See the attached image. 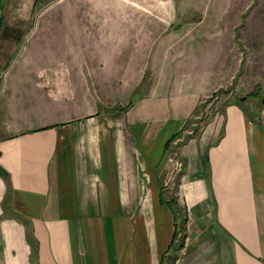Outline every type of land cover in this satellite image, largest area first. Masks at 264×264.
<instances>
[{
    "label": "crops",
    "instance_id": "0c3cea01",
    "mask_svg": "<svg viewBox=\"0 0 264 264\" xmlns=\"http://www.w3.org/2000/svg\"><path fill=\"white\" fill-rule=\"evenodd\" d=\"M1 3L0 264H32L26 227L34 264H264L255 104L202 121L211 76L170 65L138 86L170 0Z\"/></svg>",
    "mask_w": 264,
    "mask_h": 264
},
{
    "label": "rangeland",
    "instance_id": "374dc122",
    "mask_svg": "<svg viewBox=\"0 0 264 264\" xmlns=\"http://www.w3.org/2000/svg\"><path fill=\"white\" fill-rule=\"evenodd\" d=\"M170 2L180 14L175 12V15L160 19L163 25L152 34L153 41L159 46L158 58L154 56L159 63L155 64L151 58L153 53H147L143 58V74L138 82L142 97L149 98L157 93L159 80L154 77L155 65L161 72L164 66L170 65L176 72L173 74L184 72L191 76L202 70L212 78L195 98L193 112L201 111L202 121L214 107L235 99L246 106L255 104L254 113L264 125V108L260 101L264 98V0H251L250 3L249 0ZM186 12L187 15L181 16ZM166 43H169L168 51L162 47ZM79 50L77 54H83ZM104 50L94 48V54H104ZM125 54L135 55V49L126 48Z\"/></svg>",
    "mask_w": 264,
    "mask_h": 264
},
{
    "label": "trees",
    "instance_id": "16d2710c",
    "mask_svg": "<svg viewBox=\"0 0 264 264\" xmlns=\"http://www.w3.org/2000/svg\"><path fill=\"white\" fill-rule=\"evenodd\" d=\"M26 239L30 245V252H29L30 262L34 264L36 262V242L29 227L28 228L26 227Z\"/></svg>",
    "mask_w": 264,
    "mask_h": 264
},
{
    "label": "built area",
    "instance_id": "2783aa9c",
    "mask_svg": "<svg viewBox=\"0 0 264 264\" xmlns=\"http://www.w3.org/2000/svg\"><path fill=\"white\" fill-rule=\"evenodd\" d=\"M2 77H3V73L0 74V88H1V85H2ZM176 165L180 166V161H176Z\"/></svg>",
    "mask_w": 264,
    "mask_h": 264
},
{
    "label": "water",
    "instance_id": "95a60500",
    "mask_svg": "<svg viewBox=\"0 0 264 264\" xmlns=\"http://www.w3.org/2000/svg\"><path fill=\"white\" fill-rule=\"evenodd\" d=\"M2 3H1V0H0V7H1ZM4 174V170L3 168L0 166V175H3Z\"/></svg>",
    "mask_w": 264,
    "mask_h": 264
}]
</instances>
